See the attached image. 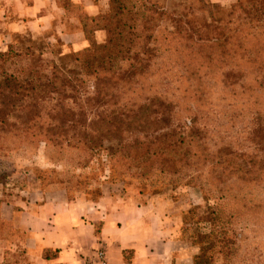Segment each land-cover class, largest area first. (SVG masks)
<instances>
[{
	"label": "trees",
	"instance_id": "1",
	"mask_svg": "<svg viewBox=\"0 0 264 264\" xmlns=\"http://www.w3.org/2000/svg\"><path fill=\"white\" fill-rule=\"evenodd\" d=\"M57 1L78 19L87 46L72 52L71 69L54 63L46 75L32 64L13 71L0 65V132L52 148L106 150L144 178L155 171L207 173L222 203L199 208L202 215L189 222L188 239L199 250L192 264H236L240 255H251L244 264H264V247L251 248L252 237L237 227L247 220L257 233L264 223L256 193L264 186V0L228 7L93 0L92 16ZM96 34L104 39L95 41ZM28 54L9 48L0 63ZM83 80L91 87L82 105L65 103ZM220 103L233 117L254 121L252 152L212 143L209 118Z\"/></svg>",
	"mask_w": 264,
	"mask_h": 264
},
{
	"label": "crops",
	"instance_id": "2",
	"mask_svg": "<svg viewBox=\"0 0 264 264\" xmlns=\"http://www.w3.org/2000/svg\"><path fill=\"white\" fill-rule=\"evenodd\" d=\"M70 1L89 15L96 13L93 0ZM210 1L226 6L235 0ZM40 36L73 51L86 47L78 19L57 0H0L1 52L17 37ZM142 198L127 192L95 201L69 199L63 185L37 186L22 190L13 202L3 200L0 210L30 264H87L98 248L104 249L107 264H191L193 255H183V242L168 226L164 200Z\"/></svg>",
	"mask_w": 264,
	"mask_h": 264
},
{
	"label": "rangeland",
	"instance_id": "3",
	"mask_svg": "<svg viewBox=\"0 0 264 264\" xmlns=\"http://www.w3.org/2000/svg\"><path fill=\"white\" fill-rule=\"evenodd\" d=\"M177 1L168 0L167 4L171 6ZM74 8L89 15L77 5ZM103 39V34L95 35V41L99 42ZM16 40L10 47L12 52L29 54L28 57H12L13 59L2 61L0 65L8 71L32 64L34 68L39 69L40 74L46 75L51 73L54 63L69 69L73 67L72 52L74 51L59 42L47 44L41 36L35 40L27 37H17ZM74 85L75 88L69 89L63 99L65 103L82 105V97L90 90L91 82L76 81ZM60 102L61 100L58 103ZM47 105L50 108L54 102H49ZM218 105L219 109L215 116L209 118L212 143H226L252 152L253 146L249 135L256 128L254 121L246 115L233 117L232 110L230 111L226 104ZM58 184L65 187L69 199L85 198L95 201L102 195L110 193L119 195L127 192L141 195L144 197L142 199H155L157 203H160L159 199H163L164 203L160 204L166 207L171 220L168 226L171 225L174 234L178 233L183 242L185 257L191 255L194 257L199 251L198 246L188 239L192 232L189 222L202 215L199 208L206 209L207 206L215 207L216 203H222L209 184L207 173L198 170H185L175 176L155 171L144 178L138 176L135 170L111 159L109 151L106 150L88 154L78 149L52 148L43 142H30L15 138L10 133L0 132V205L3 200L15 201L26 188L38 186L44 190ZM256 193L263 197L264 202V186L257 189ZM191 209L196 211L194 215L188 214ZM253 226L251 222L241 220L237 227L244 228L248 237H252L251 248L256 249V246L263 248L264 223H261L262 230L257 233H252ZM14 232V228L3 221L0 210V264H30L21 243L16 241ZM250 257L251 255L245 257L240 255L235 262L244 264ZM230 262L234 263L233 259Z\"/></svg>",
	"mask_w": 264,
	"mask_h": 264
},
{
	"label": "built area",
	"instance_id": "4",
	"mask_svg": "<svg viewBox=\"0 0 264 264\" xmlns=\"http://www.w3.org/2000/svg\"><path fill=\"white\" fill-rule=\"evenodd\" d=\"M90 260H88L89 262ZM87 262V264H88ZM89 264H107L105 251L103 248H98L94 252V259H92Z\"/></svg>",
	"mask_w": 264,
	"mask_h": 264
}]
</instances>
